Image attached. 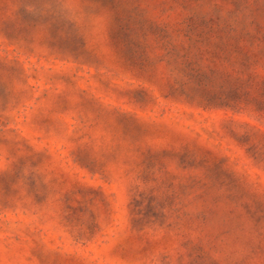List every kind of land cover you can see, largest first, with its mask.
<instances>
[{"label": "rangeland", "instance_id": "1", "mask_svg": "<svg viewBox=\"0 0 264 264\" xmlns=\"http://www.w3.org/2000/svg\"><path fill=\"white\" fill-rule=\"evenodd\" d=\"M0 264H264V0H0Z\"/></svg>", "mask_w": 264, "mask_h": 264}]
</instances>
